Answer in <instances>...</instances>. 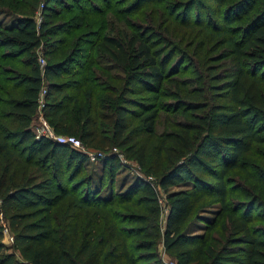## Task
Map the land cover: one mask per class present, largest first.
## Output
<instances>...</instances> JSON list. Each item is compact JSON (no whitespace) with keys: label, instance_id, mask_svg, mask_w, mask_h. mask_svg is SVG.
<instances>
[{"label":"trees","instance_id":"1","mask_svg":"<svg viewBox=\"0 0 264 264\" xmlns=\"http://www.w3.org/2000/svg\"><path fill=\"white\" fill-rule=\"evenodd\" d=\"M48 1L53 12L68 7L67 0ZM68 1H80L89 9L91 1L103 0ZM231 1L236 10L225 12V24L242 21L254 4L259 8L246 25L225 26L218 35L228 66L214 78L213 88L185 51H180L177 65L166 68L140 40L130 41V54L111 37L101 36L99 42V52L119 65L130 63L137 71L138 93L172 100L164 104L174 117L172 128L161 133L154 151L159 173H152L147 143L156 134L157 109L140 105L141 110L129 111L118 106L109 144L122 148L145 176L154 175L164 191L192 183L168 196L162 241L177 264H264V168L250 169L246 159L255 145H264V0ZM38 5L39 0H0V10L10 15L9 21L0 20V264H159L150 233L151 222L157 225L160 217L154 187L137 177L116 194V159L102 149L98 158L105 159L98 182L89 174L70 185L88 156L70 142L37 137L32 130L44 80L60 76L64 66L38 55L50 45L43 38L59 32L35 23ZM212 5L221 10L223 2ZM189 60L194 62V76L180 78V63ZM5 62L12 69H3ZM90 80L87 74L83 81ZM52 88L44 118L55 134L82 144L96 138L87 122L90 91H85L84 101L71 96L66 104L57 100L61 87ZM209 88L216 92L209 96ZM133 121L138 125L132 126ZM136 135L147 139L137 143ZM232 173L239 174L242 182L229 185ZM91 181L85 194L76 193ZM203 198L214 200L219 209L206 219L204 233L193 235L189 226L194 219L206 221L197 215ZM126 208L132 210L116 211ZM5 226L13 233L14 251L2 242Z\"/></svg>","mask_w":264,"mask_h":264},{"label":"rangeland","instance_id":"2","mask_svg":"<svg viewBox=\"0 0 264 264\" xmlns=\"http://www.w3.org/2000/svg\"><path fill=\"white\" fill-rule=\"evenodd\" d=\"M216 0H110L107 4L104 0L91 1L89 9L82 8L80 1L72 4L65 1L68 7L65 10H52L48 0H39V5L35 10L33 19L36 24L43 22L50 29L59 28L58 33L45 36L43 39L49 43V48L38 50V55L45 62L58 61L64 66L61 68V75L54 79H45L43 88L46 91L41 97V108L36 118L31 122L32 130L35 136L52 135L55 136L53 128L48 120L44 118V109L47 103L48 95L53 94L54 86H60V95L58 101L63 100L66 104L71 96H77L80 101H84L85 91L89 90V100H86L88 106V124L89 129H94L96 138L87 144L79 143L77 149L83 151L88 156V162L83 166L82 171L74 181L79 177L89 174L93 175L94 182H98L102 167L103 158H98V149H102L106 156L114 155V166L117 169L113 181V191L118 194L120 186L125 182L132 184L135 178H141L150 183L158 194L160 205V217L156 225L151 222L150 233L154 236V252L158 257L159 264H177L176 259L165 250L162 236L165 231V218L168 211L169 193L191 188L192 183L178 184L169 186L166 191L156 184L154 175L145 176L136 163L127 158L122 148H117L109 144L111 139V123L114 119L116 108L122 107L126 110H141L140 105L146 108L157 109V118L155 121L156 134L153 138L147 140L149 145L150 159L149 165L152 167V173L157 171V157L155 149L158 144V138L162 132L172 128L174 117L164 104H170L171 98L163 95H153L150 93H138V74L129 64L120 63V65L111 61L108 55L99 52V42L102 43L101 36L111 37L123 44L128 54L133 53L129 44L131 40L137 39L147 44L150 50L160 60L165 62L166 68L177 65L180 51L187 52L196 62L197 70L206 80V85L213 88L217 85L214 80L218 73L228 66V62L223 60V48L221 38L218 35L225 26H231L235 29L239 25H246L249 18L259 8V5H253V11L242 21L233 24H225L222 17L225 12L232 10L235 12V6L231 0H219L223 2L222 9L212 3ZM72 7V10L69 9ZM78 8H81L80 10ZM235 9V10H234ZM9 13L0 10V20L9 21ZM249 17V18H248ZM214 37H212V35ZM53 46V47H52ZM193 54L198 55L193 58ZM193 62V63H194ZM191 60L180 63V78H191L193 64ZM3 69H12L11 63H2ZM90 76V81H83L86 75ZM8 76L12 75L7 72ZM78 84V89H71L70 86ZM216 92L210 90L209 96ZM55 97V96H54ZM216 99H211V102ZM73 106V105H72ZM72 106L69 110H72ZM172 111V110H171ZM138 121H133L132 126H137ZM58 136V135H56ZM147 139L146 136L134 137V141ZM75 147V146H74ZM111 153V154H110ZM264 145H255L250 155L246 156L248 166H260L264 168ZM109 163L107 164L108 167ZM162 165V164H161ZM106 167V168H107ZM67 169V168H66ZM106 183L109 182V175H106ZM242 182V177L237 173L230 174L228 184L235 185ZM92 183L88 182L77 190L78 195H83ZM124 185V191L127 185ZM92 187V186H91ZM103 185L101 190H106ZM74 191V190H73ZM123 193V192H122ZM198 205L203 206L197 213L200 219L205 220L209 217H215L219 205L211 198H203ZM127 207V206H126ZM132 210H116L122 214ZM4 213V211H3ZM205 222L198 221L197 218L190 224L189 230L194 234L204 233ZM8 233V234H7ZM2 242L14 251V237L10 230H7ZM155 264V263H148Z\"/></svg>","mask_w":264,"mask_h":264},{"label":"built area","instance_id":"3","mask_svg":"<svg viewBox=\"0 0 264 264\" xmlns=\"http://www.w3.org/2000/svg\"><path fill=\"white\" fill-rule=\"evenodd\" d=\"M46 93V91L44 90V89H42V91H41V96L40 97H42V95L43 94H45ZM46 136H48V135H46ZM37 137H39V136H37ZM48 137H50V138H52V139H54V140H61V139H63V141H67V142H70L71 143V145H73V146H75L76 148H78L79 147V142H76V141H74L73 139H70V138H68V137H61V136H52V135H49ZM6 229L4 228V231H5Z\"/></svg>","mask_w":264,"mask_h":264},{"label":"crops","instance_id":"4","mask_svg":"<svg viewBox=\"0 0 264 264\" xmlns=\"http://www.w3.org/2000/svg\"><path fill=\"white\" fill-rule=\"evenodd\" d=\"M5 229H6L5 231L3 230V236L8 234V233L6 234V232L8 230V228L6 226H5Z\"/></svg>","mask_w":264,"mask_h":264}]
</instances>
